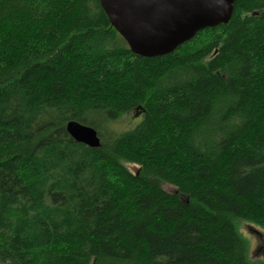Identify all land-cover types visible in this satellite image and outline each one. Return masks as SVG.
Returning a JSON list of instances; mask_svg holds the SVG:
<instances>
[{"label": "trees", "instance_id": "16d2710c", "mask_svg": "<svg viewBox=\"0 0 264 264\" xmlns=\"http://www.w3.org/2000/svg\"><path fill=\"white\" fill-rule=\"evenodd\" d=\"M240 222L264 229V0L152 58L99 0H0V264H264Z\"/></svg>", "mask_w": 264, "mask_h": 264}, {"label": "water", "instance_id": "95a60500", "mask_svg": "<svg viewBox=\"0 0 264 264\" xmlns=\"http://www.w3.org/2000/svg\"><path fill=\"white\" fill-rule=\"evenodd\" d=\"M235 0H99L114 27L139 56L159 57L175 51L207 28L226 24ZM67 134L77 143L99 148L95 129L68 121Z\"/></svg>", "mask_w": 264, "mask_h": 264}, {"label": "rangeland", "instance_id": "374dc122", "mask_svg": "<svg viewBox=\"0 0 264 264\" xmlns=\"http://www.w3.org/2000/svg\"><path fill=\"white\" fill-rule=\"evenodd\" d=\"M141 116L142 114L140 111L126 113L113 122L110 125V128L116 132L130 129L139 122ZM125 166L132 173L137 171V167L135 165L125 164ZM162 188L171 194L176 192L174 187L167 184H162ZM237 227L240 235L249 245V259L252 261H264V229L246 222L238 223Z\"/></svg>", "mask_w": 264, "mask_h": 264}]
</instances>
